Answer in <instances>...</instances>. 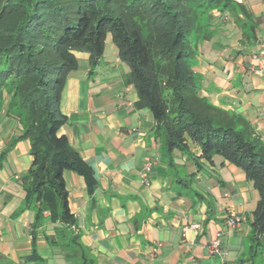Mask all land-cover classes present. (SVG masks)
<instances>
[{"label":"crops","instance_id":"crops-1","mask_svg":"<svg viewBox=\"0 0 264 264\" xmlns=\"http://www.w3.org/2000/svg\"><path fill=\"white\" fill-rule=\"evenodd\" d=\"M236 1L252 15L254 39L242 37L240 12L212 9L203 20L206 37L194 43L192 70L200 96L247 120L264 143V0ZM74 55L58 132L91 167L96 187L88 191L82 175L65 170L75 223L51 219L46 210L35 221L34 203L26 202L29 142L18 139L22 124L8 113L10 93L3 90L0 264H246L258 194L244 171L218 155L197 166L193 143L165 153L152 113L135 105L136 91L124 80L128 66L110 34L95 65L84 51ZM233 216L240 222L231 227L226 220ZM192 223L199 227L188 228ZM218 231L220 252L210 255L207 245Z\"/></svg>","mask_w":264,"mask_h":264},{"label":"trees","instance_id":"trees-1","mask_svg":"<svg viewBox=\"0 0 264 264\" xmlns=\"http://www.w3.org/2000/svg\"><path fill=\"white\" fill-rule=\"evenodd\" d=\"M212 9L240 12L244 40H253L255 24L236 0H0V108L10 93L15 114L29 142L26 202L35 221L51 219L71 226L63 172L82 175L88 191L96 187L91 167L58 132L66 116L60 96L68 73L77 67L74 51L88 53L95 65L107 34L128 66L125 82L137 95L136 107L148 109L165 153L198 148L192 159L213 163L215 155L242 169L258 198L251 215L246 264H262L264 251V143L244 118L220 109L199 94L192 70L194 44L206 37L204 16ZM84 264H93L90 260ZM244 264V263H243Z\"/></svg>","mask_w":264,"mask_h":264},{"label":"built area","instance_id":"built-area-1","mask_svg":"<svg viewBox=\"0 0 264 264\" xmlns=\"http://www.w3.org/2000/svg\"><path fill=\"white\" fill-rule=\"evenodd\" d=\"M255 72L260 74L261 69H259V68L255 69ZM142 177H143V180L145 182L148 181V178H147V175L145 172L142 173ZM239 222H240V219H239V217H236V216L230 217L226 220V224L231 226V227L237 226L239 224ZM198 227H199L198 223H192L191 225L188 226V228H190V229H197ZM220 235H221V231L216 232L215 236L209 241V243L207 245L208 254H210V255L219 254V252H220V240H219Z\"/></svg>","mask_w":264,"mask_h":264},{"label":"rangeland","instance_id":"rangeland-1","mask_svg":"<svg viewBox=\"0 0 264 264\" xmlns=\"http://www.w3.org/2000/svg\"><path fill=\"white\" fill-rule=\"evenodd\" d=\"M190 42L192 45L196 42V38L194 36H191ZM5 90V89H4ZM6 91V90H5Z\"/></svg>","mask_w":264,"mask_h":264}]
</instances>
